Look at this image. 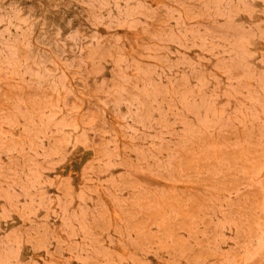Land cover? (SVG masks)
Returning a JSON list of instances; mask_svg holds the SVG:
<instances>
[{"label":"rangeland","instance_id":"1","mask_svg":"<svg viewBox=\"0 0 264 264\" xmlns=\"http://www.w3.org/2000/svg\"><path fill=\"white\" fill-rule=\"evenodd\" d=\"M0 264H264V0H0Z\"/></svg>","mask_w":264,"mask_h":264}]
</instances>
